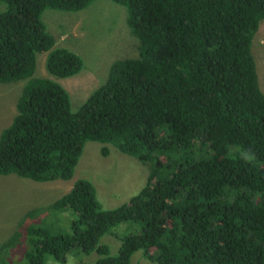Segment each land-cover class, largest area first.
Segmentation results:
<instances>
[{
	"label": "trees",
	"instance_id": "trees-1",
	"mask_svg": "<svg viewBox=\"0 0 264 264\" xmlns=\"http://www.w3.org/2000/svg\"><path fill=\"white\" fill-rule=\"evenodd\" d=\"M95 0H0V82L27 79L0 133V175L38 182L72 178L87 141L111 144L148 168L130 199L105 209L85 178L44 208L26 212L0 244V264H264V93L251 43L264 0H112L126 8L138 55L114 60L76 111L65 88L32 77L38 53L53 77L82 60L55 45L41 14ZM71 211L69 231L48 223ZM39 216L38 222H34ZM122 222L116 255L101 237Z\"/></svg>",
	"mask_w": 264,
	"mask_h": 264
},
{
	"label": "rangeland",
	"instance_id": "rangeland-1",
	"mask_svg": "<svg viewBox=\"0 0 264 264\" xmlns=\"http://www.w3.org/2000/svg\"><path fill=\"white\" fill-rule=\"evenodd\" d=\"M126 8L112 0H95L77 11L46 8L41 19L46 30L55 38V47H65L80 56L83 67L73 76L58 78L45 69L46 52L38 53L32 77H49L60 83L69 94L71 109L76 111L91 92L107 77L110 64L117 59L138 55V39L126 23ZM259 87L264 93V19L259 22L251 43ZM27 79L0 82V133L16 113V102ZM102 143L87 141L75 166L72 178L38 182L15 174L0 175V244L15 231L23 216L31 209L44 208L66 193L79 178L92 182L97 198L105 209L127 202L146 183L148 168L137 158L120 152L111 144L107 154L101 153ZM48 223L69 231L73 213L57 212ZM39 216L34 219L38 222ZM136 229L122 222L105 233L100 241L116 255L121 237ZM98 258L93 251L70 253L60 263L48 258L46 264H90ZM130 264H156L136 251Z\"/></svg>",
	"mask_w": 264,
	"mask_h": 264
}]
</instances>
